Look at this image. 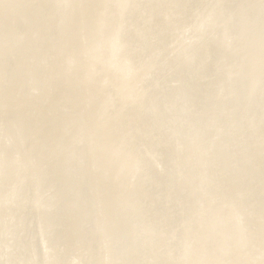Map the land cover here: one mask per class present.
I'll return each instance as SVG.
<instances>
[{
	"label": "bare ground",
	"instance_id": "bare-ground-1",
	"mask_svg": "<svg viewBox=\"0 0 264 264\" xmlns=\"http://www.w3.org/2000/svg\"><path fill=\"white\" fill-rule=\"evenodd\" d=\"M0 264H264L262 0H0Z\"/></svg>",
	"mask_w": 264,
	"mask_h": 264
},
{
	"label": "snow or ice",
	"instance_id": "snow-or-ice-1",
	"mask_svg": "<svg viewBox=\"0 0 264 264\" xmlns=\"http://www.w3.org/2000/svg\"><path fill=\"white\" fill-rule=\"evenodd\" d=\"M262 3H264V0H262Z\"/></svg>",
	"mask_w": 264,
	"mask_h": 264
}]
</instances>
